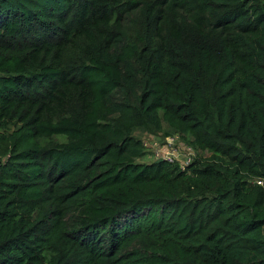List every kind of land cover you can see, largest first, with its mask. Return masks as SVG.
I'll return each instance as SVG.
<instances>
[{"label": "trees", "instance_id": "obj_1", "mask_svg": "<svg viewBox=\"0 0 264 264\" xmlns=\"http://www.w3.org/2000/svg\"><path fill=\"white\" fill-rule=\"evenodd\" d=\"M258 178L264 0H0V264H264Z\"/></svg>", "mask_w": 264, "mask_h": 264}, {"label": "built area", "instance_id": "obj_2", "mask_svg": "<svg viewBox=\"0 0 264 264\" xmlns=\"http://www.w3.org/2000/svg\"><path fill=\"white\" fill-rule=\"evenodd\" d=\"M154 143L153 149L156 160H165L168 163L177 162L182 170H185L196 157L195 150L191 146L183 144L182 141L179 142V137L176 134L166 136L161 145L157 142ZM255 181L264 189V179L258 178Z\"/></svg>", "mask_w": 264, "mask_h": 264}, {"label": "rangeland", "instance_id": "obj_3", "mask_svg": "<svg viewBox=\"0 0 264 264\" xmlns=\"http://www.w3.org/2000/svg\"><path fill=\"white\" fill-rule=\"evenodd\" d=\"M134 134H135V136L137 138L141 139V141L144 144L143 153L137 159V161L144 162V163H150L152 161H155L156 159L154 157L155 155H154V149H153V145L155 144L154 142H157L159 145H161V142H164V138L166 136H168V135H163L162 132L157 131V130H151V131H148V132H135ZM169 135H171V134H169ZM180 141H182V140L179 138V142ZM183 144H185V143H183ZM186 145L187 146H191V145H188V144H186ZM195 152H197V151L195 150ZM201 157L204 160H206V158L208 157V153L207 152L201 153Z\"/></svg>", "mask_w": 264, "mask_h": 264}]
</instances>
